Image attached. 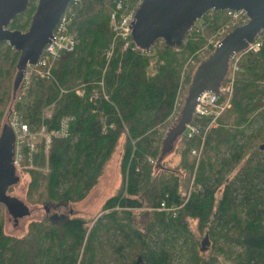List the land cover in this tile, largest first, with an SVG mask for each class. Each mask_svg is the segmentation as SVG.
<instances>
[{"label": "trees", "instance_id": "16d2710c", "mask_svg": "<svg viewBox=\"0 0 264 264\" xmlns=\"http://www.w3.org/2000/svg\"><path fill=\"white\" fill-rule=\"evenodd\" d=\"M34 2L29 0L25 11L9 23L10 29L27 28ZM77 9L71 25L77 44L62 53L53 68L64 93L55 81L32 78L12 99L18 52L0 43V127L7 105L31 129L50 105L51 116L44 120L48 129L57 128L62 117L72 118L68 135L52 138L48 150L42 141L36 143L32 164L46 163V172H16L29 174V202L54 205L82 200L118 144L122 145L121 183L90 228L82 217L58 222L43 218L31 221L28 231L17 237L5 233L0 216V264H182L177 257L185 246L190 252L187 264H219V255L228 264H264V159L258 158L264 157V36L258 51L244 52L239 58L231 106L215 117L192 119L201 134L177 136L180 161L170 169L162 165L166 133L156 135V126L170 115L181 70L188 57L201 49L203 33L188 34L179 47L158 40L151 55L139 49L120 50L117 43L106 63L105 50L113 37L106 0H79ZM221 17L222 11L213 10L206 31L217 28ZM203 58L188 67V86ZM229 66L230 60L219 86L227 83ZM100 78L108 99L101 98L94 106L89 92ZM78 82L85 83L82 97L72 89ZM225 98L220 95L218 102ZM192 149H199L198 155ZM245 155L234 176L225 177ZM190 177L193 187L186 194L185 181ZM161 202L178 206L175 215L160 209ZM205 234L211 248L208 256L203 255L206 247L202 249L199 240Z\"/></svg>", "mask_w": 264, "mask_h": 264}, {"label": "water", "instance_id": "95a60500", "mask_svg": "<svg viewBox=\"0 0 264 264\" xmlns=\"http://www.w3.org/2000/svg\"><path fill=\"white\" fill-rule=\"evenodd\" d=\"M69 0H37L26 30L10 29L9 23L25 11L29 0H0V43L6 42L16 52V72L12 81V99L18 90L26 66L34 64L44 45L50 41L52 30ZM243 9L248 20L226 33L212 52L197 65L180 114L165 135L162 152L164 156L192 118L197 97L204 91L218 92L230 57L247 47L255 35L264 28V0H141L130 23L131 38L141 49L148 50L157 40L166 46L179 47L188 30L208 10ZM11 110H9L10 114ZM7 114V116L9 115ZM14 133L8 123L0 131V204L13 217L27 214V207L17 197L8 194L20 176L15 172L13 156L7 150L5 139ZM264 148V144L261 148ZM48 211L47 207L44 206ZM203 249L207 241L205 234L200 242ZM139 259V258H138Z\"/></svg>", "mask_w": 264, "mask_h": 264}, {"label": "built area", "instance_id": "2783aa9c", "mask_svg": "<svg viewBox=\"0 0 264 264\" xmlns=\"http://www.w3.org/2000/svg\"><path fill=\"white\" fill-rule=\"evenodd\" d=\"M109 6V26L113 32V37L110 46L105 51L106 63L112 57L117 43L121 50L131 48L132 50L139 49L140 52L149 53L151 48L148 50H143L134 44L131 38V28L130 23L133 19V15L136 6L129 7L126 0H106ZM79 5V0H69L68 4L62 11L57 23L52 30V36L50 41L47 42L34 64H28L25 69V73L20 84V93H23L27 88L32 78H41L46 80L55 81L53 75V68L56 61L60 58L61 54L74 49L77 44V34L71 29L72 22L77 15V8ZM225 22L223 25L216 28V32L208 40V43L203 48V52L206 56L211 48H214L222 37L233 27L247 22L248 16L243 9L239 10H222ZM213 17V10L206 12L200 19H198L194 25L188 30V34H199L203 33L206 26L209 24V19ZM264 36V28H262L254 37L252 42L247 44V47L242 51L234 53L230 57L229 66V80L226 84L219 86L218 92L204 91L197 97V103L194 107L192 118L184 128V135L186 138H192L194 135L201 134L199 126L192 122L193 118H200L202 116L211 114L217 115L225 107H229V98L232 93L234 74L238 70V61L242 53L247 51L256 52L260 49L262 45V38ZM214 37V38H213ZM217 37V38H216ZM163 42L162 40H159ZM101 81V82H100ZM101 88L103 91V81L100 80ZM57 83V82H56ZM60 93L66 92L63 86L57 83ZM80 86L73 88V91L78 96H83V91ZM92 94V95H91ZM89 95V101H93L97 98V91H92ZM107 99L106 92H102ZM226 95L224 103H219V96ZM51 116L50 113L42 111L41 121L36 126L35 129H31L29 124L22 119L21 114L17 110H12L8 117V124L14 133V154H13V166L17 172H21L32 167V155L35 151L36 143L42 141L45 149L50 147L52 138L54 137H66L68 135L69 122L71 117H62L59 120L58 127L53 129H48L44 120ZM202 134V139H203ZM192 154L198 155L199 149H192ZM150 163H154V159L150 156L147 157ZM160 209L167 212H172L175 215L178 206H165L164 202L160 203Z\"/></svg>", "mask_w": 264, "mask_h": 264}, {"label": "rangeland", "instance_id": "374dc122", "mask_svg": "<svg viewBox=\"0 0 264 264\" xmlns=\"http://www.w3.org/2000/svg\"><path fill=\"white\" fill-rule=\"evenodd\" d=\"M36 1L37 0H35V2H34L35 6H36ZM139 1L140 0H138L136 2V4H131L127 0V5L129 7H133V6H136L139 3ZM23 19H25V17H22L19 21L22 22ZM224 22H225V18L221 17L218 21L219 29H220V26L223 25ZM28 26H27V28H28ZM27 28H25V30ZM215 32H216V28L212 31L211 30L206 31V29H204V32L201 35L203 37V44L200 47L201 49H199L195 54L189 56L185 65L183 66L181 73H180V80H179V84L177 87V93H176L173 109H172L170 115L168 116V118L166 119V121L164 123L156 126V135H158V136L165 135V133L168 131V128H170L173 125V123L176 121L177 117L179 116L180 109L183 105L184 98H185L186 93H187L188 85L185 82V76L187 73V69L189 66L195 65L196 63H198V60H197L198 58L204 57L203 55L206 53L203 52V48L205 47V49H206V44L208 43V40L212 37V35H214ZM190 34H193V33H190ZM114 52H115V50H114ZM147 54L151 55L152 53L150 51ZM106 66L107 65H105L103 67L102 72H104ZM234 76H235V74H234ZM100 80H102V78H100ZM99 81L97 82L96 87L91 88V90L89 92V94H91L93 90L97 91V94H98L97 98H95L91 102L94 106H97L96 104L98 103V101L101 98L105 97V95L102 94L103 91L105 92V87H103V91H101L102 90L101 83H100L101 81L100 82ZM77 86L81 87L80 89L83 91V96H84L86 93L85 83L78 82V84L75 85L73 88H75ZM107 99H108V96H107ZM225 100H227V99L225 98ZM225 100L222 103H224ZM229 102H230V98H229ZM229 105L231 106V102ZM7 106L5 109L4 116L2 118L3 123L7 122L8 117H9V115L7 116V114H9ZM229 107H225V108H229ZM43 110L45 112L51 114V112L53 110V105H50V106L44 108ZM217 115H213V117H215ZM2 122H1V124H2ZM262 123H263V121L261 122V124ZM262 125H264V123ZM179 147H180V139L177 138L173 144V148L169 152H167L165 154V156L163 157L162 165L165 168H170V169L177 168L178 163L180 161ZM121 152H122V145L118 144L117 149L115 150L111 159L107 163L102 175L99 177L98 182L90 189V191L87 193V195L82 200H80L78 202L70 203V204L57 203V204L52 205L53 203L48 204V202H46V201H39V202L27 201L26 200V192H27V186H28V182L30 180V177H29L28 172H23L20 176L19 182L14 184L13 186H11L9 188L8 194L17 197V199H19L23 204H25L28 212H27V214H25L21 217L20 216L19 217H13L11 214H9L7 212L6 208L0 204V216H2V219H3V229H4L5 233L10 234V235H14L17 237L23 236L28 231V225L31 221H39V220H42L43 218L49 219V216H51L52 214L63 215L66 217H68V216L69 217H71V216L82 217L87 221L86 222L87 226H88V228H90L93 225L95 219L102 213L101 208H102L104 201L108 197H110L111 195L115 194L116 191L118 190L119 186H120V183H121V173H120ZM247 157H248V155H245L224 176L228 177V178H232L234 176V174L237 172V170L243 166ZM258 158H260V160L264 159L263 155H258ZM30 169H35V170L37 169L41 172H46L47 171V165H46V163L44 166H36V165L32 164V167ZM185 182H186L185 183L186 194H188V192L193 187L192 186L193 185L192 184V177H190L189 181L186 180ZM44 206L47 207L48 211L45 210ZM139 210H141V209H139ZM139 210L135 209L134 212H138ZM138 216L139 215H137V219H140V217H138ZM190 225H191L192 230L196 231L195 222L191 221ZM198 237H199V235H198ZM202 238L203 237H199V240L201 241ZM205 247H206V249L203 252V255L208 256L211 253V248H210L209 242H208V244L205 245ZM189 256H190V252L188 250V247L185 246L180 251V255L177 257V261L179 263H182V264H187L186 260ZM218 258L220 260L219 264H228L227 261L223 260L222 256L219 255Z\"/></svg>", "mask_w": 264, "mask_h": 264}, {"label": "flooded vegetation", "instance_id": "af4514ba", "mask_svg": "<svg viewBox=\"0 0 264 264\" xmlns=\"http://www.w3.org/2000/svg\"><path fill=\"white\" fill-rule=\"evenodd\" d=\"M4 123H7V122H4ZM2 142H4V143L6 142L7 150L13 156V154H14V140H13L12 134L11 133L7 134V138L5 139V141H2ZM65 217L66 216H63V215L52 214L51 216H49V220L52 222L64 221Z\"/></svg>", "mask_w": 264, "mask_h": 264}, {"label": "bare ground", "instance_id": "6f19581e", "mask_svg": "<svg viewBox=\"0 0 264 264\" xmlns=\"http://www.w3.org/2000/svg\"><path fill=\"white\" fill-rule=\"evenodd\" d=\"M64 93V92H63ZM67 116V115H66ZM59 121V120H58ZM38 124V123H37Z\"/></svg>", "mask_w": 264, "mask_h": 264}]
</instances>
